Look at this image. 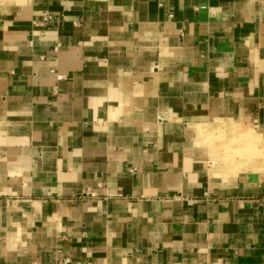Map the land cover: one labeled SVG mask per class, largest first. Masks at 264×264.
<instances>
[{
	"label": "crops",
	"instance_id": "0c3cea01",
	"mask_svg": "<svg viewBox=\"0 0 264 264\" xmlns=\"http://www.w3.org/2000/svg\"><path fill=\"white\" fill-rule=\"evenodd\" d=\"M0 264H264V0H0Z\"/></svg>",
	"mask_w": 264,
	"mask_h": 264
},
{
	"label": "built area",
	"instance_id": "2783aa9c",
	"mask_svg": "<svg viewBox=\"0 0 264 264\" xmlns=\"http://www.w3.org/2000/svg\"><path fill=\"white\" fill-rule=\"evenodd\" d=\"M51 20H52V17H50V15H48V14H43V15L41 16V19L39 20V22L47 23V22H49V21H51Z\"/></svg>",
	"mask_w": 264,
	"mask_h": 264
}]
</instances>
